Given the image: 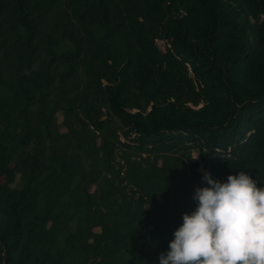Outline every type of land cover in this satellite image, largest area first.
<instances>
[{
    "label": "trees",
    "instance_id": "16d2710c",
    "mask_svg": "<svg viewBox=\"0 0 264 264\" xmlns=\"http://www.w3.org/2000/svg\"><path fill=\"white\" fill-rule=\"evenodd\" d=\"M261 17L0 0V264H264Z\"/></svg>",
    "mask_w": 264,
    "mask_h": 264
},
{
    "label": "rangeland",
    "instance_id": "374dc122",
    "mask_svg": "<svg viewBox=\"0 0 264 264\" xmlns=\"http://www.w3.org/2000/svg\"><path fill=\"white\" fill-rule=\"evenodd\" d=\"M263 19H264V17H261V20H263ZM156 45H157V47H158L162 52H165V50H166V44H165V42H163V41H157V42H156ZM192 156H193L194 158H198V156H197L196 153H193ZM198 171L203 172V173H205V174L207 175V171H203L201 166L198 168Z\"/></svg>",
    "mask_w": 264,
    "mask_h": 264
},
{
    "label": "built area",
    "instance_id": "2783aa9c",
    "mask_svg": "<svg viewBox=\"0 0 264 264\" xmlns=\"http://www.w3.org/2000/svg\"><path fill=\"white\" fill-rule=\"evenodd\" d=\"M116 163L119 165H123V161L119 159H116ZM121 175H123V172H121Z\"/></svg>",
    "mask_w": 264,
    "mask_h": 264
}]
</instances>
